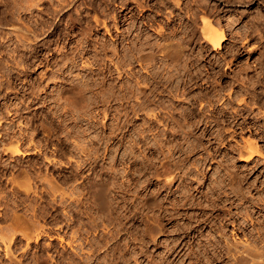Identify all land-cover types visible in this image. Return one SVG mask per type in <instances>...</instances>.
Masks as SVG:
<instances>
[{
    "label": "rangeland",
    "instance_id": "obj_1",
    "mask_svg": "<svg viewBox=\"0 0 264 264\" xmlns=\"http://www.w3.org/2000/svg\"><path fill=\"white\" fill-rule=\"evenodd\" d=\"M151 1L152 3L154 2L153 0L145 2L150 4ZM181 1H183L184 4L190 3V0ZM230 1L237 3L236 5L238 6V9L236 8L234 11L228 13L220 9V6H222L226 0H203V3L202 0H191L188 14L186 13V9L183 13L176 8L175 11L179 14L181 13L184 24H189L191 19L193 20L194 18V20L196 19L194 22L199 26H201V17L204 15L206 16L207 14V17L211 19L216 30L220 31L223 29L225 31L226 40L223 44L224 47L222 49H216L213 48V45L203 37L200 28H197L200 42L204 45V59L208 62L205 64V68L209 72H214L216 74L217 83L221 85H230L229 81L231 83L233 81L232 79L235 77H240L245 83L249 82L247 84L248 88L250 90L258 91L260 94H258V100L261 101L263 99L262 104L258 103L250 106L251 109L249 108L244 115H242L246 118V123L236 126V132L234 134L232 131H229L232 129H227V133L223 132L224 127L215 125V123L210 124L208 128L204 129V135L202 138L204 147L188 157V161L190 162L189 174L193 172L201 173L203 178L200 179L194 177L192 180H188L187 176L183 179L176 177L172 184V189L175 191H170V189L166 188L164 189L165 191L163 190L167 193L168 199L165 200L166 205L169 204L168 201L170 202L172 199L175 200L185 193H193L196 196L197 201L202 202V205L204 206L202 208H205L204 211L201 209L200 205L193 204L189 207L186 206L187 209L184 207V209L181 210H174L176 217L174 215V217L168 219L165 226L166 230H164L159 237L157 236L155 242L149 244L147 249L143 250V252L140 249H136V259L132 261V264H136L137 261H140L141 264L145 261H147V264H190V262L195 264L194 255L196 260H202L203 257L200 255L201 252L207 255L208 259L213 261V264H249L248 256L240 257L241 255L238 254L235 259L230 253H226L225 250L220 252V250L224 249L226 246V239L251 240L254 236H258V230L264 229V23L262 22V18H264V3H261V0ZM136 3L137 0H29L28 10L24 11V9H19L20 12L16 7L12 8L16 14L19 15V13H21L26 17L29 27H31V29L33 28V30L31 34H29V38L32 36L30 40H28L30 43L28 42L26 45L27 47L24 49L21 47L19 48L16 44L11 45L9 42H5L4 46L0 47V57H3L5 64L7 63L5 69L6 75H4V78L0 79L4 84V87L2 86L0 88V100L2 99L1 102L4 104L7 103V105L15 104L19 106L21 103L20 98H22L23 93V88L21 89L20 87H22L23 82H26L25 88L28 87L26 95L29 99L27 100L30 101H27V104L29 105H27L24 113L28 116L27 123L29 122V124L26 125L29 127V132H32V130L34 132V135L32 134L34 137H32L35 139L33 142H36H32V145H36L37 143L38 147L31 150V153L24 158V164H36L37 167L35 168V172H33L36 176L33 174V177L28 179L26 177L24 178V176L22 177V175L21 177L16 176L15 179L17 181L13 184L10 183L12 186L6 184L7 188L5 185L3 187L4 190L2 188L0 189V196H4V201H2L3 199L0 197V201L2 202H0V214L2 213L0 215V226L3 225L2 228L0 227V230L2 229L0 231V241L2 242V238H5L4 240L9 242L10 238H12L11 240L13 242H11L12 246H10L12 249L10 251L9 248L8 251L10 253L7 252V254H5L4 246L7 243L5 241L2 243L0 242V260H2V262L0 261V264H13V262L18 264L19 259H21L20 263L23 264H78L80 262H89L90 264H111L114 255H123L124 257L129 256L128 251L122 250L119 241H123V246H126L129 249L132 247V241L122 238L124 237L122 227L120 228L119 235H114L112 226H110L107 219L104 218V212L100 211L96 201L94 202V196L92 197L93 209H89V212H84L83 209H80L78 212L71 210L72 205L76 204L77 200L81 198V192H79V190L77 192L78 182L73 183L72 179L70 177L68 178L66 170L69 166L65 164L60 154L62 152H67L73 143L76 145L82 143V147L86 144V147L88 148H82L80 145L79 147H81V150L86 151L89 149L88 130L82 124V117L86 115L87 110L90 109L89 107H91L94 99L90 94L91 86L89 79L86 80L87 77H84L82 81L89 83L88 87L90 89L86 90V96L90 98H87L90 100L89 103L92 102L89 104L88 109L84 108L85 110H79L80 112H76V110L74 112V110H72V119L71 122L67 123V127H65L63 123L64 115L66 114L60 113L58 118L56 115L57 111H55L57 109H54L51 105L56 102L55 98H57V96L60 98V88L65 84L70 85L71 83V80L64 78V73L60 68L76 52L83 51L85 56V60L83 61L84 68H95L96 65L99 64V70L103 73L106 71V65L108 63H112L114 67L119 68V65L113 60V54L114 52H118L122 45H116L114 42L119 40L122 35L126 32L136 34L138 29L155 31L153 26L143 25L142 22L145 21L144 18L155 16H157V19H164L163 15L160 12L158 13L156 9L151 10L148 7H145V13L144 15L142 14V16L140 13V7H138ZM2 9L4 10L5 6L3 7L2 5L0 11ZM130 9L132 10L130 11ZM125 14H128L130 18L125 21H120V19H124ZM258 21L260 24L257 23ZM133 23L134 26L128 28L130 24ZM253 23L255 25L254 27L251 26ZM255 23L258 25L256 26ZM259 25H262V29ZM11 26L12 24L9 25L5 22H1L0 31H10L12 28ZM256 27L260 34L256 31ZM6 32H3L2 34ZM155 32L157 33V31ZM65 33H72L73 36L71 34L69 35L70 38H66L67 34ZM84 47L85 50H82ZM237 47L239 48V54L235 56L234 53L237 51ZM11 52L13 53L11 54ZM89 53H91V56H89ZM12 57L15 58L13 59ZM67 57L70 58L68 59ZM157 57L164 60L161 54L157 55ZM11 59L13 61L15 60L14 63L11 62ZM18 60L20 61L16 63ZM225 62L229 64L226 65ZM24 65L28 68L25 75H23L24 73L21 70ZM209 65H211V67H209ZM7 69H9V71ZM66 70L67 69H65V71ZM54 73L57 75L54 76ZM101 79H106V77H101ZM16 84H18V88L21 89L20 91L14 88ZM236 84L237 83H235V85ZM239 87L241 88V86ZM241 89H243V87ZM4 93L9 95V98L7 99L9 101L4 99L7 96ZM209 94L212 95V93ZM35 97H42L41 99L43 101ZM215 103L217 102L215 101ZM217 107L215 113L218 112L217 115L220 116L221 119H228L230 117L228 113L225 114L218 111V109L224 107V105H220L218 102ZM5 108L6 107H3V109L7 111ZM29 118L30 120L28 121ZM105 118L106 120L108 119L107 113H105ZM242 120L243 118H240L239 121L242 122ZM254 122L258 123L254 124ZM20 123L17 121V125ZM41 124H44L47 127L46 129L49 128L50 132L49 129L42 130V127L39 128ZM201 127L204 128L203 125H201ZM219 132H222L223 139H220L219 137L217 138L216 134L218 135ZM248 140L257 142L259 152L257 151L258 154H254L250 159L249 157L245 159V157L249 155L247 149ZM129 147L132 149L131 144ZM171 149L172 148H169V151H172ZM34 151L36 152L34 153ZM195 157H198V159H195ZM11 160L12 165L15 164V162H19L18 159L15 160L12 158ZM129 167H131V165H129ZM194 169L196 170L194 171ZM159 178L160 180L162 179V177ZM159 178L155 177V180L160 181ZM3 179L6 181V177H3ZM34 179L38 182L37 184L34 183ZM164 179L165 178L162 180ZM26 181L28 184L29 182H32L33 184L30 183L31 185L27 186L28 184H25ZM15 185L18 187L16 188ZM151 185L152 182L150 181L149 186ZM33 186H36V188ZM42 186H45V189H43ZM141 187L143 188L144 186L142 185ZM30 188L33 189L26 191ZM73 189L75 193L73 192ZM37 190L39 193H37ZM42 191L46 192L42 193ZM41 193L44 195L42 198ZM51 193H53V198L51 196L49 197ZM61 193L64 195H60ZM45 194L48 195L45 197ZM241 194L243 196H241ZM19 195H23L22 198H20ZM55 198L57 199L52 200ZM211 198L215 199L216 204L212 202ZM145 199L147 198L145 197ZM58 201H61L62 203H59ZM7 203L8 206H6ZM34 209H38V211ZM10 211L12 213H10ZM179 211H182L183 213H180ZM205 211L206 213L208 212L207 217L212 216L209 217L211 218V221L207 220L206 224H198L196 222V224L193 223V227L192 225H188L191 221H196V216L199 213ZM32 212L35 213V215ZM247 212L249 213L248 216ZM101 213L103 215H101ZM11 215H14V217H11ZM26 216L29 217L27 218ZM10 217L12 219H10ZM244 217H246V219ZM250 217L253 222H251ZM31 218L32 223L36 221L34 222L35 224H31ZM17 219L20 220L18 221ZM14 220H17L18 222H15ZM21 223L23 226L20 227L19 224L22 225ZM36 223L39 226L36 225ZM182 223H184V225L187 223L185 229L182 228ZM177 225H179V227ZM25 226L26 229H28L25 230V232L30 230L29 233L26 232V237L23 235L25 232H22L23 229H25ZM37 226L42 232L36 228ZM22 227L23 229L21 231L20 228ZM12 228L18 230H15L14 232ZM33 228H36L37 232L35 229L33 230ZM187 228L188 230H186ZM7 229L8 232L10 229L9 234L12 235L11 237L7 233ZM11 231L14 232L13 234L15 236L11 234ZM31 231L33 233L35 232V234H32ZM39 232L41 235L38 234ZM6 234L9 235V241L6 240ZM30 234L32 235V239L28 237ZM13 237L16 241L13 240ZM26 239H29V244ZM91 239L94 240L92 241ZM260 242L261 241H259V243L257 242L258 246L264 244V241H262L263 243L261 242L262 244H260ZM114 245H117L115 249L113 248ZM184 246V252L182 250V253L180 252L179 254L177 252H174V254L169 250L171 247L180 249ZM191 249L192 251H190ZM197 249H199V251H196ZM215 249H217V252H215L216 257H219V259L212 256V252ZM8 254L11 255L8 256ZM49 254L52 255V258H49ZM89 254L91 255L90 260L87 257H90ZM73 257L75 258L73 259ZM82 257L85 259L87 258V260L84 261ZM263 260L258 261L260 264H264ZM69 261L74 263H70Z\"/></svg>",
    "mask_w": 264,
    "mask_h": 264
},
{
    "label": "clouds",
    "instance_id": "obj_2",
    "mask_svg": "<svg viewBox=\"0 0 264 264\" xmlns=\"http://www.w3.org/2000/svg\"><path fill=\"white\" fill-rule=\"evenodd\" d=\"M0 4L11 7L9 0H0ZM175 6L180 7V0H175ZM190 6L191 0L181 13ZM198 27L193 18L179 32L171 26L159 34L146 29H138L136 34L126 32L114 42L122 45L113 54L119 68L108 63L103 73L99 64L95 68L83 67V51L76 52L61 66L64 78L73 83L87 77L94 98L82 117L88 130V151L73 143L60 154L69 166L67 175L78 182L81 192L71 210L92 209V197L102 186L105 199L101 202L95 196L96 203L114 234L119 235L122 227L123 239L132 241L130 249L119 242L129 256L114 255L111 264H132L136 249L143 252L166 230L172 207L170 202L165 204L167 193L163 190L170 187L167 177L203 178L201 173L189 174L188 157L204 147V129L218 121L212 111L213 101L219 102L229 85L218 84L216 74L205 68L208 62ZM158 40L170 42L165 45L167 59L142 57L140 50L155 47ZM52 106L57 109L58 118L60 113H66L63 123L67 127L72 119V104L57 96ZM155 177L165 179L159 182ZM200 255L202 260H196L194 255L195 264H213L203 252ZM212 256L216 257L215 251Z\"/></svg>",
    "mask_w": 264,
    "mask_h": 264
},
{
    "label": "bare ground",
    "instance_id": "obj_3",
    "mask_svg": "<svg viewBox=\"0 0 264 264\" xmlns=\"http://www.w3.org/2000/svg\"><path fill=\"white\" fill-rule=\"evenodd\" d=\"M145 1H147L148 2V0H144V1H142V0H137V6L138 7H140V13H141V15L143 14L144 15V13H145V10H144V8L145 7H148L149 9H151V10H154V9H156L157 11H158V13L160 12L162 15H163V17H164V19H157V16H155V17H150V18H144L145 19V21L144 22H142V24L143 25H150V26H153L154 28H155V31H157V33L159 34V33H163V32H166V31H168V29H169V26H171L176 32H179V30L182 28V27H184L185 25H188V24H184V21H183V17L181 16V13H180V15H178L179 13L178 12H176L175 11V8L176 9H179V11L181 12V9L182 8H185V5L186 4H184V2L183 1H181L180 0V7H176L175 6V0H153L154 2L152 3V1H151V3L150 4H147V2H145ZM234 1V0H233ZM9 2H10V5H11V7H5V9L3 10H1L0 11V23L2 22H5L6 24H12V28H11V30L8 32H6V31H3V32H6V33H4V34H2L3 32H1V34H0V47H3L4 46V43L5 42H9L11 45H14V44H16V46H19V48L21 47L22 49H24L25 47H27L26 45H27V43L29 42L28 40H30V38L32 37H30L29 38V34H31V32H32V30H33V28L31 29V27H29V25H28V22H27V20H26V17H24L21 13H19V15L18 14H16L13 10H12V8H15L16 7V9L17 10H19V9H24V11L25 10H28V7H29V0H9ZM150 2V1H149ZM223 3V2H222ZM124 4H126V3H124ZM188 4V3H187ZM237 3H234V2H232V1H230V0H226V2H224L223 4H222V6H220L219 8L220 9H222V11H224V12H230V11H234L236 8L238 9V6L236 5ZM239 4V3H238ZM3 5V7L5 6V4H1V6ZM220 5V4H219ZM0 6V7H1ZM31 6V5H30ZM123 6H125V5H123ZM122 6V7H123ZM195 7V6H194ZM207 7V6H206ZM174 8V9H173ZM218 8V9H219ZM129 9V8H128ZM146 9V8H145ZM16 10V11H17ZM132 9H130V11H131ZM155 10V11H156ZM20 11V10H19ZM156 11V12H157ZM186 13L188 14V9H186ZM21 12V11H20ZM205 13V12H204ZM259 13V12H258ZM206 14V13H205ZM262 14V13H261ZM142 15V16H143ZM159 15V14H158ZM203 15V14H202ZM259 15V14H258ZM260 16V15H259ZM263 16V15H262ZM264 17V16H263ZM123 18V17H122ZM128 18H130L129 16H128V14H125L124 15V19H120V21H125L126 19H128ZM262 18V17H261ZM263 20H264V18H262ZM134 20V19H133ZM190 20V19H189ZM192 20V19H191ZM196 20V19H195ZM194 20V21H195ZM262 20V22L264 23V21ZM135 21V20H134ZM142 21H143V19H142ZM133 22V21H132ZM136 22V21H135ZM233 22V21H232ZM39 23V22H38ZM258 24H260L259 23V21L257 22ZM105 24H106V22H105ZM154 24H156V25H154ZM256 24V23H255ZM258 24H256V26L258 25ZM262 24V23H261ZM56 26V25H55ZM134 26V23L133 24H130V26L128 27V28H131V27H133ZM136 26V25H135ZM251 26H255L254 25V23H253V25H251ZM262 26V25H261ZM261 26L259 25V27L261 28ZM221 27V26H220ZM37 28V27H36ZM137 28V27H136ZM199 28H200V31H201V33H202V35H203V37L209 42V43H211L212 45H213V48H216V49H222L224 46H223V44H224V42H225V40H226V33H225V31L223 30V29H221L220 31L219 30H216V28H215V26L213 25V22L211 21V19L209 18V17H207V14H206V16L204 15V16H202L201 17V26H199ZM9 29V28H8ZM255 29V28H254ZM256 29H257V27H256ZM262 29V28H261ZM253 30V29H252ZM255 31V30H254ZM256 31H258V33H259V30L257 29ZM255 31V32H256ZM36 32V31H35ZM65 34H67V33H65ZM72 34V33H71ZM71 34H67V37H66V35H65V37L66 38H70L69 37V35H71ZM260 34V33H259ZM262 35V34H261ZM36 36V35H35ZM72 36H73V34H72ZM257 36V35H256ZM38 37V36H37ZM40 37V36H39ZM64 37V38H65ZM71 40V39H70ZM39 41V40H38ZM257 41V40H256ZM40 42V41H39ZM248 42V41H247ZM255 42V41H254ZM30 43V42H29ZM170 42H168V41H160V40H158L157 41V44H156V46L155 47H153V48H151V49H141L140 50V54H141V56L142 57H147V58H149L150 60L152 59V58H156L157 57V55H162V57H163V59L164 60H166L167 59V57H168V51L166 50V48H165V45H167V44H169ZM30 45V44H29ZM9 46V45H8ZM245 47V46H244ZM250 47V46H249ZM251 47L253 48V46L251 45ZM7 48V47H6ZM13 49V48H12ZM17 49V48H16ZM15 49V50H16ZM26 50V49H25ZM82 50H85V47H84V49H82ZM13 51V50H12ZM17 51V50H16ZM23 51V50H22ZM1 52V51H0ZM3 52V51H2ZM13 52H11V54H12ZM26 53V52H25ZM239 54V48L237 47V51L234 53V55L235 56H237ZM10 55V54H9ZM8 55V56H9ZM18 55V54H17ZM17 55H16V57H17ZM25 55V54H24ZM233 55V56H234ZM11 56V55H10ZM37 57V56H36ZM65 57V56H64ZM13 59L15 58V57H12ZM68 58V57H67ZM66 58V59H67ZM70 58V57H69ZM68 58V59H69ZM232 58V57H231ZM40 59V58H39ZM67 59V60H68ZM87 59V58H86ZM9 61H10V59H9ZM15 61V60H14ZM14 61L11 59V62H13L14 63ZM20 60H18L16 63H18ZM5 61H3V57H0V79H2V78H4V75H6L5 74V69H6V67H7V63L5 64L4 63ZM10 62V63H11ZM64 62H66V61H64ZM141 62H143V60L141 61ZM229 62V61H228ZM231 62V61H230ZM23 63V62H22ZM226 63V62H225ZM229 63H226V65H228ZM19 65H21V64H19ZM62 65V64H61ZM14 66V65H13ZM12 66V67H13ZM19 67V66H18ZM23 68L21 69L22 70V72L24 73L23 75H25V73H26V71H27V67L24 65V66H22ZM9 68V67H8ZM61 69V68H60ZM8 71H9V69H7ZM20 70V69H19ZM18 70V71H19ZM11 72V71H10ZM237 75V74H236ZM12 77V76H11ZM263 77V76H262ZM242 78V77H241ZM5 80V79H4ZM22 80H24V79H22ZM21 80V81H22ZM86 80H88V78H86ZM233 81L230 83V81H229V87L226 89V95H224L223 97H222V99L219 101V104L220 105H224V107H221V108H219V111L220 112H222V113H225V114H229L230 115V117L227 119V118H223V119H221L220 118V116H218V121L215 123V125H218V126H222V127H224V131L223 132H226L227 133V129H232V130H229L230 132L232 131L233 132V134L236 132V126H240V125H242V124H244V123H246V118L245 117H243L242 115H244V113L250 108V106L251 105H256V104H258V103H260V104H262V101H263V99L260 101V100H258V91H256V90H250L249 88H248V83L246 82H243L242 81V79H240V77H235V78H233L232 79ZM240 80H241V82H240ZM255 80V79H254ZM6 81V80H5ZM25 81V80H24ZM257 81V80H256ZM252 82H253V79H252ZM252 82H250V83H252ZM255 82V81H254ZM68 83H69V81H68ZM228 83V82H227ZM235 83H237L236 85H235ZM239 84V85H238ZM254 84V83H253ZM4 84H3V81H1L0 80V88L3 86ZM18 84H16V86H14V88H16V89H18L19 91L22 89L23 91V93H22V98H20L19 100H20V105L18 106V105H13V104H9V105H7V103L6 104H4L3 102H1V100H0V189L2 188L3 189V187L6 185V184H10V183H15V181H17L16 179H15V177L16 176H18V177H21V175H22V177L24 176V178L26 177L27 179L28 178H32L33 177V172H35V168L37 167L36 166V164H33V163H31V164H33V165H31V164H24V158L26 157V156H28L30 153H31V150H33V149H36L37 147H38V145H37V143H36V145H32V142L35 140L33 137V135H34V132H33V130H32V132H29V127H27V125L29 124V122L27 123V117L28 116H26L24 113H25V109L27 108V105H29V104H27L28 102H30V101H28L29 99L27 98L28 96L26 95V90L28 89V87L27 88H25L26 87V82H23V85H22V87H20V88H18V86H17ZM221 85V84H220ZM89 83L88 82H86V81H82L81 83H79V82H77V83H73L72 81H71V83H70V85H64V86H62L61 88H60V93H59V95H60V98L62 99L63 98V100L66 102V103H71L72 104V106H73V108H72V110H74V112H75V110H76V112L77 111H81L82 109H84V108H87L88 109V107H89V104L92 102H90L89 103V101L90 100H88V99H90V98H88L87 96H86V90L87 89H90L89 87ZM239 86H241V88L243 87V89H241ZM4 87V86H3ZM237 87V88H236ZM250 87V86H249ZM251 88V87H250ZM252 89H254V88H252ZM1 90V89H0ZM32 91V90H31ZM58 91H59V89H58ZM263 92V91H262ZM4 94H6V93H4ZM8 94H10V93H8ZM20 94V93H19ZM7 95V94H6ZM5 95V96H6ZM210 95V94H209ZM260 95V94H259ZM9 95H7L4 99H8L9 97H8ZM11 96V95H10ZM40 96V95H39ZM211 96V95H210ZM1 97V96H0ZM16 97V96H15ZM17 98V97H16ZM30 98V97H29ZM35 98H38V97H35ZM42 97H39L38 99L39 100H42L41 99ZM88 98V99H87ZM11 99V98H10ZM28 99V100H27ZM32 99V98H31ZM37 99V100H38ZM44 99V98H43ZM47 99V98H46ZM260 99V98H259ZM5 100V101H6ZM55 100H56V98H55ZM7 101H9V100H7ZM28 101V102H27ZM34 101V100H33ZM36 101V100H35ZM43 101V100H42ZM45 101V100H44ZM40 102V101H39ZM38 102V103H39ZM85 102V103H84ZM217 102V101H216ZM15 103V102H14ZM32 103V102H31ZM30 103V104H31ZM34 103V102H33ZM45 103V102H44ZM55 103V102H54ZM218 103V102H217ZM217 103H215V101H213V104H214V107H213V109H212V111L215 113L217 110V108L218 107H220V106H218L217 107ZM19 104V103H18ZM51 104V103H50ZM14 106V107H13ZM52 106V105H51ZM260 106V105H259ZM3 107H6L5 109H7V111H5L4 109H3ZM29 107V106H28ZM90 108V107H89ZM53 109V108H52ZM55 109V108H54ZM251 109V108H250ZM85 110V109H84ZM55 111H57V110H55ZM79 111V112H80ZM82 112H85V111H82ZM54 113V112H53ZM218 113V112H217ZM216 113V114H217ZM66 114V113H65ZM73 114V113H72ZM79 114V113H78ZM76 115H77V113H76ZM65 116V115H64ZM79 116V115H78ZM73 117H74V115H73ZM21 118V119H20ZM78 118V117H77ZM240 118H243V120H242V122L241 121H239L240 120ZM30 120V118L28 119V121ZM64 120V119H63ZM17 121L20 123V124H22V125H17ZM256 123H258V122H254V124H256ZM27 124V125H26ZM47 124V123H46ZM32 125V124H31ZM49 126V125H48ZM252 126V125H251ZM42 127V130H48V129H46L47 127L44 125V124H41L40 125V127L39 128H41ZM50 127V126H49ZM52 127V126H51ZM219 128V127H218ZM33 129V128H32ZM36 129V128H35ZM37 129H38V126H37ZM36 129V130H37ZM52 129V128H51ZM30 130H31V127H30ZM219 130V129H218ZM37 131H39V130H37ZM48 132V131H47ZM49 132H50V129H49ZM220 133V132H219ZM218 133V135L216 134V136H217V138L219 137L220 139L222 138L223 139V134H222V132L219 134ZM33 134V135H32ZM33 136V137H32ZM216 138V137H215ZM218 140V139H217ZM249 140H251V139H249ZM248 140V143H247V141H246V143H247V149H248V152H249V155L248 156H246L245 157V159L247 158V157H249V159H250V157H253V155L254 154H258V152H259V147H258V144H257V142H253V141H249ZM220 141V140H219ZM36 142V141H35ZM35 142H33V143H35ZM245 142V141H244ZM38 144H39V142H38ZM78 145V144H77ZM81 145V147L83 146L82 145V143L80 144ZM80 145H78V147L80 146ZM89 145V144H88ZM34 147V148H33ZM81 147H79V148H81ZM84 147H86V144L84 145ZM84 147H82V148H84ZM90 147V146H89ZM88 147H86L85 149H87ZM39 150H40V148H39ZM39 150H38V152H39ZM172 150V149H171ZM84 151V150H83ZM86 151H88V150H86ZM258 151V152H257ZM33 152V151H32ZM36 151H34V153H35ZM247 152V153H248ZM12 158H14L15 160H17L18 159V161L19 162H15V164H13L12 165ZM54 160V159H53ZM52 160V161H53ZM51 161V160H50ZM36 162V161H35ZM57 162V161H56ZM55 162V163H56ZM66 164V163H65ZM196 164V163H195ZM32 166V167H31ZM195 166V165H194ZM197 166H198V164H197ZM196 166V167H197ZM196 167H194V168H196ZM199 167V166H198ZM33 170V171H32ZM196 169H194V171H195ZM201 171V170H200ZM198 172V171H197ZM38 173V172H37ZM36 173V174H37ZM35 175V174H34ZM39 175V174H38ZM12 176V177H11ZM36 176V175H35ZM40 176V175H39ZM3 177L5 178L6 177V181H5V179H3ZM11 177V178H10ZM40 178V177H39ZM68 178H69V176H68ZM159 178V177H158ZM176 177H172V176H169V177H167L166 179H167V182H168V185L170 186V187H166V189H170V191H172L173 189H172V184H173V182H174V179H175ZM36 179H37V177H36ZM65 179V178H64ZM163 179V178H162ZM160 180V178H159V182H163V180ZM26 180V179H25ZM31 180V179H30ZM30 180H27V181H30ZM41 180V179H40ZM66 180V179H65ZM64 180V181H65ZM179 180V179H178ZM27 181L25 182V184L27 183ZM34 181H35V179H34ZM39 181V180H38ZM68 181H70V180H68ZM40 182V181H39ZM67 182V181H66ZM71 182V181H70ZM33 184L32 182H29V184L27 185V186H29V185H31V184ZM34 183H38V182H34ZM74 183V182H73ZM11 185V184H10ZM40 185V184H39ZM78 185V184H77ZM175 185V184H174ZM180 185V184H179ZM12 186V185H11ZM37 186V185H36ZM36 186H33L34 188H36ZM46 186V185H45ZM45 186L43 187V189H45ZM53 186V185H52ZM59 186V185H58ZM15 187L17 188L18 186H16L15 185ZM31 187V186H30ZM42 187H41V189H42ZM54 187V186H53ZM57 187V186H56ZM6 188H7V185H6ZM26 188V187H25ZM29 188V187H28ZM27 188V189H28ZM76 188V187H75ZM13 189H14V187H13ZM19 189V188H18ZM17 189V190H18ZM33 188H30L29 190H26V191H30V190H32ZM47 189V188H46ZM51 189H52V187H51ZM50 189V190H51ZM54 189V188H53ZM77 189V188H76ZM75 189V190H76ZM185 189V188H184ZM196 189V188H195ZM4 190V189H3ZM12 190V189H11ZM16 190V191H17ZM36 190V189H35ZM34 190V191H35ZM40 190V189H39ZM58 190V189H57ZM13 191V190H12ZM19 191V190H18ZM54 191H56V190H54ZM54 191H53V193H54ZM64 191V190H63ZM165 191V190H164ZM170 191H169V193H170ZM173 191H175V190H173ZM2 192V191H1ZM22 192V191H21ZM44 192H46V191H44ZM43 191H42V193H44ZM73 192H74V189H73ZM72 192V193H73ZM77 192H78V189H77ZM79 192H80V190H79ZM12 193V192H11ZM15 193V192H14ZM13 193V194H14ZM29 193V192H28ZM36 193V192H35ZM37 193H39V191L37 190ZM36 193V194H37ZM41 193V194H42ZM47 193H48V191H47ZM50 193V192H49ZM53 193H51V195H49V197L51 196L52 197V194ZM64 193V192H63ZM63 193H61L60 195H62ZM71 193V192H70ZM69 193V194H70ZM75 193V192H74ZM16 194V193H15ZM20 194V193H19ZM25 194V193H24ZM40 194V195H41ZM65 194V193H64ZM63 194V195H64ZM69 194H68V198H69ZM181 194V193H180ZM244 194V193H243ZM21 195V194H20ZM19 195V196H20ZM30 195V194H29ZM46 195H48V194H45V197H46ZM81 195V194H80ZM239 195V194H238ZM6 196H8V195H6ZM5 196V197H6ZM23 196V195H22ZM22 196H20V198H22ZM44 195L42 194L41 195V198L43 197ZM65 196H66V194H65ZM78 196H79V194H78ZM95 196H96V198L97 199H99L101 202H103V200L105 199V190H104V188L101 186L99 189H97L96 190V192H95ZM94 196V197H95ZM241 196H243L242 194H241ZM245 196V195H244ZM1 197V196H0ZM3 197L4 196H2L1 198L3 199ZM25 197V196H24ZM28 197V196H27ZM36 197V196H35ZM48 197V198H49ZM54 197V196H53ZM52 197V198H53ZM56 197V196H55ZM63 197V196H62ZM61 197V198H62ZM71 197H72V195H71ZM73 197H74V195H73ZM64 198V197H63ZM76 198V197H75ZM96 198H95V200H94V202L96 201ZM147 198V197H146ZM242 198V197H241ZM57 198H55V199H52V200H56ZM73 199V198H72ZM78 199V198H77ZM94 199V198H93ZM168 199V198H167ZM175 199V198H174ZM212 199V198H211ZM243 199V198H242ZM6 200H8V199H6ZM23 200H24V198H23ZM25 200H26V198H25ZM28 200V199H27ZM32 200V199H31ZM50 200V199H49ZM76 200V199H75ZM79 200V199H78ZM77 200V201H78ZM170 200V199H169ZM226 200V199H225ZM2 201H4V199L2 200ZM48 201V200H47ZM74 201V200H73ZM1 202V201H0ZM6 202V201H5ZM8 202V201H7ZM22 202V201H21ZM21 202H18V203H21ZM59 203L61 202V201H58ZM211 202V201H210ZM212 202L213 203H215V199H212ZM2 203V202H1ZM24 203V202H23ZM53 203V202H52ZM51 203V204H52ZM62 203V202H61ZM64 203V202H63ZM76 203V202H75ZM168 203H169V201H168ZM170 203H171V205H172V207L171 208H169V212L171 213V216H170V218H172V217H174V210H178V209H184V207L186 208V206L187 207H189L190 205H200L201 206V209L204 211V209L205 208H202V207H204L203 205H202V202L201 201H197V199H196V196L193 194V193H189V194H183V195H181V197L179 196V198H176L175 200H171L170 201ZM58 204V203H57ZM56 204V205H57ZM216 204V203H215ZM1 205V204H0ZM4 205V204H3ZM6 205V204H5ZM18 205H20V204H18ZM96 205V204H95ZM6 206H8V203H7V205ZM5 206V207H6ZM53 206V205H52ZM97 206L99 207V210L100 211H102V209L100 208V206H99V204H97ZM97 206H95V207H97ZM4 207V208H5ZM3 209V208H2ZM40 209V208H39ZM93 209V208H92ZM187 209V208H186ZM4 210H6V209H4ZM4 210H2V211H4ZM34 210H36V209H34ZM57 210V209H56ZM98 210V209H97ZM98 210V211H99ZM217 210V209H216ZM7 211V210H6ZM5 211V212H6ZM36 211H38V209L36 210ZM80 211V210H79ZM90 211V210H89ZM88 211V212H89ZM14 212V211H13ZM40 212V211H39ZM180 212V211H179ZM4 213V212H3ZM10 213H12L11 211H10ZM15 213V212H14ZM13 213V214H14ZM17 213V212H16ZM33 213V212H32ZM41 213V212H40ZM103 213V212H102ZM101 213V215H103ZM180 213H183L182 211L180 212ZM208 213V212H207ZM207 213H206V211L205 212H202V213H199L196 217H197V219H196V221H191V223L190 224H188V225H192V227H193V223H195L196 224V222L198 223V224H202V223H204V224H206V221L207 220H209V221H211V218H209V217H212V216H209V217H207ZM2 214V213H1ZM0 214V215H1ZM7 214V213H6ZM6 214H4V215H6ZM34 215H35V213H33ZM79 214V213H78ZM246 214V213H245ZM248 212H247V216H248ZM37 215V214H36ZM101 215H100V217H101ZM105 215V214H104ZM178 215V214H177ZM218 215V214H217ZM32 216V215H31ZM39 216V215H38ZM1 217V216H0ZM3 217H5V216H3ZM11 217H14V215L12 216L11 215ZM10 217V219H12ZM20 217V216H19ZM24 217V216H23ZM27 218L29 217V216H26ZM26 217H25V219H26ZM34 217V216H33ZM37 217V216H36ZM35 217V218H36ZM175 217H176V215H175ZM193 217V216H192ZM207 217V218H206ZM15 218H16V216H15ZM18 218V217H17ZM105 218V217H104ZM169 218V219H170ZM245 219H246V217H244ZM2 219V218H1ZM4 219H6V218H4ZM192 219V218H191ZM7 220V219H6ZM18 221L20 220V219H17ZM15 221V222H18V221ZM30 220V219H29ZM33 220H34V218H33ZM250 220H251V222H253L252 221V218L250 217ZM250 220H249V222H250ZM95 221V220H94ZM171 221V220H170ZM174 221V220H173ZM15 222H13V223H15ZM34 222H36V221H34ZM33 222V223H34ZM93 222V221H92ZM248 222V221H247ZM32 223V218H31V224H33ZM103 223V222H102ZM185 223V222H184ZM184 223H182L183 224V226H182V228H186L185 226L187 225V223H186V225H184ZM255 223H256V221H255ZM22 224V223H21ZM23 224H24V222H23ZM23 224L22 225H20L19 224V226L21 227V226H23ZM35 224V223H34ZM69 224V223H68ZM252 224V223H251ZM25 225V224H24ZM36 225H38L37 223H36ZM98 225V224H97ZM101 225V224H100ZM99 225V226H100ZM106 225V224H105ZM255 225V224H254ZM11 226V225H10ZM13 226V225H12ZM39 226V225H38ZM38 226L36 227V228H38ZM166 226V225H165ZM178 227H179V225H177ZM189 226V227H190ZM1 228L3 227V225L2 226H0ZM31 227H33V226H31ZM35 227V226H34ZM41 227V226H40ZM71 227H72V225H71ZM7 228V227H6ZM36 228H33V230L35 229V231L37 232V230H36ZM191 228V227H190ZM4 229V228H3ZM11 229V228H10ZM10 229H9V232H10ZM13 229V228H12ZM21 229V231H22V229H23V227L22 228H20ZM29 229H31V228H29ZM40 228H38V230H39ZM43 229V228H42ZM260 229V228H259ZM2 230V229H1ZM0 230V231H1ZM6 230V229H5ZM4 230V231H5ZM14 230V229H13ZM16 230V229H15ZM15 230H14V232H15ZM18 230V229H17ZM16 230V231H17ZM25 230H28V229H26V226H25V229H23V231L22 232H25ZM41 230V229H40ZM39 230V231H40ZM44 231H46L45 229H43ZM123 230V229H122ZM121 230V231H122ZM186 230H188V228L186 229ZM20 231V232H21ZM30 231V230H29ZM29 231L27 232V233H29ZM99 231V230H98ZM181 231H183V230H181ZM185 231V230H184ZM6 232V231H5ZM4 232V233H5ZM9 232H8V229H7V233L9 234ZM12 233L11 234H13L14 232L13 231H11ZM26 232L23 234L25 237L27 236V234H26ZM32 232V231H31ZM30 232V233H31ZM40 232H42V231H40ZM38 233V234H40L41 235V233ZM162 232L163 231H161L160 232V234L158 235V237L162 234ZM258 232V236H254L253 237V239H244V240H242V239H235V240H230V239H224L225 240V242H226V246L224 247V249H221L220 250V252H222L223 250H225L226 251V253H230L231 255H233V257L235 258L238 254L239 255H241L240 257H242V256H248L249 257V264H258V262L260 261V260H263V257H264V244H262L263 242L262 241H264V229L262 230H258L257 231ZM17 233V232H16ZM15 233V234H16ZM8 234H6V236H7V239L6 240H8V238H9V235ZM32 234H35V232L33 233L32 232ZM38 234H37V236H38ZM184 234V233H183ZM222 234V233H221ZM257 234V233H256ZM14 235V234H13ZM31 235V234H30ZM30 235L28 236L29 238H31L32 239V235H31V237H30ZM106 235V234H105ZM108 235V234H107ZM115 235V234H114ZM253 235V234H252ZM6 236H2V237H6ZM12 235H10V237H11ZM15 236V235H14ZM23 236V237H24ZM34 236V235H33ZM123 236V235H122ZM1 237V238H2ZM74 237H75V235H74ZM93 237V236H92ZM104 237V236H103ZM251 237V236H250ZM34 238V237H33ZM123 238V237H122ZM157 238V237H156ZM221 238V237H220ZM5 239V238H4ZM3 238H2V240L3 241H5ZM12 238H10V241L9 242H7V241H5L7 244H5L4 246H5V254H7V252H9L8 251V249L11 251V249H12V247H10V246H12L11 244L13 243L12 242V240H11ZM15 238L13 237V240H14ZM17 239V238H16ZM30 239V240H31ZM36 239V238H35ZM73 239V238H72ZM95 239V238H94ZM93 239V240H94ZM106 239V238H105ZM108 239V238H107ZM1 240V239H0ZM27 240V242H28V244H29V239H26ZM37 240H38V238H37ZM86 240V239H85ZM92 240V239H91ZM92 240V241H93ZM110 240V239H109ZM2 241V242H3ZM14 241H16V240H14ZM67 241V240H66ZM82 241V240H81ZM97 241V240H96ZM100 241H102V240H100ZM100 241H98V242H100ZM259 241H261L260 242V244H262L261 246H258V244H257V242L259 243ZM1 242V241H0ZM1 242V243H2ZM12 242V243H11ZM61 242V241H60ZM68 242V241H67ZM70 242V241H69ZM75 242V241H74ZM77 242V241H76ZM80 242V241H79ZM105 242V241H104ZM120 242V241H119ZM88 243H90V242H88ZM92 243V242H91ZM108 243V242H107ZM15 244V243H14ZM27 244V245H28ZM70 244V243H69ZM259 244V245H260ZM82 245V244H81ZM91 245H93V244H91ZM16 246V245H15ZM64 246V245H63ZM87 246V245H86ZM89 246V245H88ZM105 246V245H104ZM181 247V246H180ZM179 248V247H178ZM183 248H185V246L184 247H182V248H180V249H177L176 247H171V248H169V250L170 251H172V253H182V250H183V252H184V249ZM1 249V248H0ZM3 249V248H2ZM41 249V248H40ZM27 250V249H26ZM72 250V249H71ZM74 250V249H73ZM91 250H93V249H91ZM121 250V249H120ZM63 251V250H62ZM66 251V250H65ZM88 251V250H87ZM111 251V250H110ZM189 251V250H188ZM190 251H192V249L190 250ZM189 251V252H190ZM215 252H217V249H215L214 250ZM13 252V251H12ZM194 252V251H193ZM219 252V251H218ZM219 252V253H220ZM10 253V252H9ZM174 253V254H175ZM12 254V253H11ZM11 254H8V256L9 255H11ZM45 254V253H44ZM78 254V253H77ZM85 254V253H84ZM14 255V254H13ZM67 255V254H66ZM83 255V254H82ZM87 255V254H86ZM86 255H85V257H86ZM90 255V254H89ZM8 256H6V257H8ZM23 256V255H22ZM39 256V255H38ZM52 255H50L49 254V258L51 257ZM62 256V255H61ZM77 256V255H76ZM78 256H79V254H78ZM88 257V259L90 260V258H91V255H90V257L89 256H87ZM239 257V258H240ZM52 258V257H51ZM54 258V257H53ZM63 258V257H62ZM65 258V257H64ZM68 258V257H67ZM72 258V257H71ZM70 258V259H71ZM75 257H73V259H74ZM79 258V257H78ZM81 258V257H80ZM83 258V257H82ZM9 259V258H8ZM32 259H33V257H32ZM70 259H68V260H70ZM72 259V260H73ZM98 259V258H97ZM236 259V258H235ZM243 259H245V258H243ZM11 260V259H10ZM16 260V259H15ZM21 259H19V263L21 262L20 261ZM48 260V259H47ZM62 260V259H61ZM77 260V259H76ZM75 260V261H76ZM80 260H82V259H80ZM83 260L85 261V260H87V258L85 259V258H83ZM113 260V259H112ZM239 260H242V259H239ZM259 260V261H258ZM1 262H2V260H0ZM11 261H13V260H11ZM11 261H10V263H11ZM43 261V260H42ZM245 261V260H244ZM264 261V260H263ZM262 261V262H263ZM17 262V261H16ZM53 262V261H52ZM68 262V261H67ZM70 263H74V262H71V261H69ZM77 262V261H76ZM261 262V263H262ZM18 263V262H17ZM18 263V264H19ZM80 263H82V262H80ZM80 263H78V264H80ZM84 263V262H83ZM82 263V264H83ZM89 262H87V263H84V264H88ZM246 263V262H245ZM3 264V263H2ZM12 264V263H11ZM13 264H16L15 262H13ZM20 264H23V263H20ZM25 264V263H24ZM60 264V263H59ZM69 264V263H68ZM77 264V263H76ZM90 264V263H89ZM240 264H242V263H240ZM259 264H260V262H259Z\"/></svg>",
    "mask_w": 264,
    "mask_h": 264
}]
</instances>
